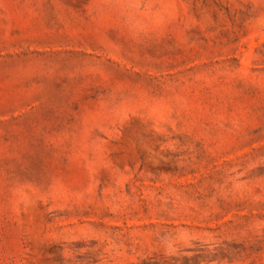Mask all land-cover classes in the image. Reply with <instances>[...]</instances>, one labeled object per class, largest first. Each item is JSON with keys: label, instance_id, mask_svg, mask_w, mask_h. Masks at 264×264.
<instances>
[{"label": "rangeland", "instance_id": "374dc122", "mask_svg": "<svg viewBox=\"0 0 264 264\" xmlns=\"http://www.w3.org/2000/svg\"><path fill=\"white\" fill-rule=\"evenodd\" d=\"M0 264H264V0H0Z\"/></svg>", "mask_w": 264, "mask_h": 264}]
</instances>
